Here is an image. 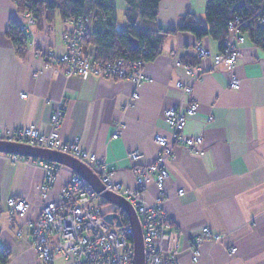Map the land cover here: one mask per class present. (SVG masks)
I'll return each mask as SVG.
<instances>
[{"label":"crops","instance_id":"obj_1","mask_svg":"<svg viewBox=\"0 0 264 264\" xmlns=\"http://www.w3.org/2000/svg\"><path fill=\"white\" fill-rule=\"evenodd\" d=\"M206 4V0H163L158 23L174 28L188 12L206 23ZM118 9L125 23L123 0H118ZM11 19L26 23L15 0H0V125L36 126L48 134L53 112L64 104L62 139L79 140L82 148L105 161L115 181L136 188L134 169L154 162L161 152L155 135H171L165 110L195 101L198 114L189 117L185 133L202 137L204 152L198 155L184 146L175 147L166 164L169 177L161 200L171 220L169 232L175 235L172 244L178 246L176 263L264 264V50L247 36L238 44L241 56L235 73L241 87L235 90L229 85L227 66L197 56V42L213 55L221 52L219 42L178 33L165 40L154 61L144 63L143 83L137 86L130 80L93 74L67 75L65 64L47 57L50 51L59 55L66 49L64 34L69 25L62 19L55 25L44 21L40 28L30 25L26 52L19 56L6 34ZM198 66L204 71L194 81L186 68ZM177 82L192 85L191 98ZM117 130L120 135L114 138ZM135 151L141 153L139 161L131 158ZM9 157L0 153V248L9 252L8 264H40L33 225L42 218L40 188L47 173L42 166ZM57 165L59 174L47 198L53 202H60L64 182L78 175ZM159 195L154 181L141 193L146 202H157ZM12 197L29 202L24 218L8 213L7 201ZM112 206L103 204L105 211ZM204 227L222 239L203 242L194 262L192 239ZM54 264L68 263L56 256Z\"/></svg>","mask_w":264,"mask_h":264},{"label":"built area","instance_id":"obj_2","mask_svg":"<svg viewBox=\"0 0 264 264\" xmlns=\"http://www.w3.org/2000/svg\"><path fill=\"white\" fill-rule=\"evenodd\" d=\"M26 23L20 24L21 29L29 33L30 25L34 24L32 14H25ZM264 24V17L261 20ZM239 20L229 23L230 36L225 42L224 49L213 55L211 50L202 42H197L195 50L201 60L212 59L215 66L225 65L229 69L230 87L238 90L241 87L240 79L235 73V66L241 56L238 44L245 42V36L240 32ZM69 29L64 34L65 51L62 54L48 52V58H54L67 67L69 76H85L93 74L103 78L130 80L137 86L143 83L144 74L142 61L132 62L117 59L111 63H103L93 57L86 56L82 49L81 38L88 23L76 25L71 22ZM179 65V63L177 64ZM187 73L193 80L200 79L204 69L202 66L187 67ZM176 86L188 97L193 94L191 84L177 82ZM27 98V94H21ZM138 99V95H134ZM191 98V97H190ZM65 105L61 104L51 116L50 133L42 132L36 126L24 128H6L0 125V141L26 144L33 147L44 148L69 155L89 167L102 181L105 192H112L126 198L136 209L142 230L146 251V264H177L175 256L177 245L172 241L175 235L169 232L171 220L166 215L161 200L164 197L166 181L169 173L167 162L174 155L177 146H184L191 152L201 155L204 152V140L200 136H189L185 128L189 117L198 114V104L190 100L186 105L173 106L165 110V120L171 130L170 137L162 134L155 135V141L161 148L156 160L145 166L134 169L136 188L124 187L114 179V174L108 169L105 161L95 154L82 148L79 140L65 141L61 137V122L65 114ZM211 119V118H210ZM120 131L114 134L118 138ZM13 161H25L35 166H42L47 173L46 182L40 188L42 218L33 225L36 252L40 264H54L56 256H62L68 264H134L133 228L128 224L121 226L111 225L104 220L108 213H119L113 209L105 211L104 199L96 193L87 182L79 175H74L65 181L61 189L60 202L48 201V191L59 174V166L45 161H35L19 155H10ZM134 161H139L141 153H131ZM152 181L160 191L157 202H146L141 197L142 191ZM184 194L183 190L179 192ZM100 200H104L102 203ZM8 213L18 218H24L29 211L30 204L26 199L9 198L7 201ZM0 212V217H1ZM56 238V242H52ZM220 241L222 236L215 234L209 227L193 237V261L200 257V246L206 240ZM236 249L232 250L235 253Z\"/></svg>","mask_w":264,"mask_h":264},{"label":"trees","instance_id":"obj_3","mask_svg":"<svg viewBox=\"0 0 264 264\" xmlns=\"http://www.w3.org/2000/svg\"><path fill=\"white\" fill-rule=\"evenodd\" d=\"M15 1L19 13L32 14L38 28L44 21L52 25L57 13L67 25L71 22L76 25L88 23L81 38L83 52L103 63L117 59L152 62L169 36L184 32L193 34L198 40L211 37L219 42L222 51L230 36L229 23L236 20L240 22V32L264 50V24L261 22L264 0H206V23L188 12L174 28L161 27L158 23L163 0H123L126 5L124 28H119L118 0ZM6 34L22 57L28 46L27 34L13 19ZM120 215L123 224H128L127 215L122 211ZM9 258V252L0 248V264H8Z\"/></svg>","mask_w":264,"mask_h":264},{"label":"water","instance_id":"obj_4","mask_svg":"<svg viewBox=\"0 0 264 264\" xmlns=\"http://www.w3.org/2000/svg\"><path fill=\"white\" fill-rule=\"evenodd\" d=\"M0 153L46 160L71 168L76 174L85 179L89 186L96 193L101 194V197L105 200V202L114 205L120 211L124 212L127 215L129 223L134 231V264H146V251L143 238V230L136 209L126 198L113 194L112 192H105V186L102 183L101 179L89 167L69 155L53 150L33 147L26 144L0 141ZM104 220L107 223L111 225L115 224L118 227L123 223L121 220V215L119 213H108L107 215H105Z\"/></svg>","mask_w":264,"mask_h":264},{"label":"rangeland","instance_id":"obj_5","mask_svg":"<svg viewBox=\"0 0 264 264\" xmlns=\"http://www.w3.org/2000/svg\"><path fill=\"white\" fill-rule=\"evenodd\" d=\"M121 15V17H122V14L119 12V16ZM120 20V19H119ZM61 21V17H60V15L57 13V15H56V18H55V21H54V23L56 24V22H60ZM53 23V24H54ZM54 24V25H55ZM124 26H125V23L123 22V21H119V28H124ZM101 201V200H100Z\"/></svg>","mask_w":264,"mask_h":264}]
</instances>
